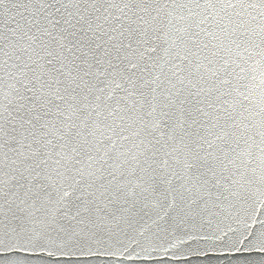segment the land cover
<instances>
[{"label":"water","instance_id":"water-1","mask_svg":"<svg viewBox=\"0 0 264 264\" xmlns=\"http://www.w3.org/2000/svg\"><path fill=\"white\" fill-rule=\"evenodd\" d=\"M0 264H264V0H0Z\"/></svg>","mask_w":264,"mask_h":264}]
</instances>
